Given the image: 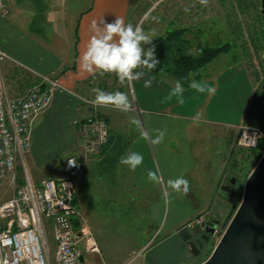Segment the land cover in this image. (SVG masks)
Wrapping results in <instances>:
<instances>
[{
	"label": "rangeland",
	"instance_id": "1",
	"mask_svg": "<svg viewBox=\"0 0 264 264\" xmlns=\"http://www.w3.org/2000/svg\"><path fill=\"white\" fill-rule=\"evenodd\" d=\"M87 3L88 0H81V5L76 2V8L86 6ZM29 5L31 6V2H29ZM71 5L74 6L73 3ZM175 6L176 8L173 9ZM186 7L189 8L187 12L184 11ZM259 7L260 0H208L207 6L201 5L199 0H132L127 23L134 26L141 25L146 33L154 36L153 40L166 34L168 30L186 28L184 36L190 40L188 47L190 51H196L197 47L206 45H224L225 50L202 66L196 76L191 75L192 79L195 76V81H207L208 84L214 87H216V84L219 85L214 95L197 94L192 102L186 101L183 106L178 107L166 104V108L161 109L154 106V109L159 112L155 111V113L149 115L144 113L141 115V112L136 111L137 122L141 129L151 131V124H154L155 129L166 130L165 138L161 143L162 147L160 144V151L156 146H153V150L146 142L149 146L150 159L145 150L139 151L145 161L143 168L145 177H147L149 170L158 171L163 176V183H159L156 193L149 195L154 197V200L152 198L137 200L139 192H132L133 194L129 195V198H133V201L103 199L101 195L98 196L94 191L95 176L92 168L89 167L84 171L78 192L84 226L88 227L97 245L105 250L106 254L108 252L111 259L114 260L115 257L120 258L127 255L124 263L128 261L127 264H149L145 259L146 252L139 254V245L145 234L144 225H155V227L161 229L159 237L166 232L165 230L170 225L181 228L186 227L189 230L190 228L187 227L189 221L195 219L193 217L197 212L202 211L201 209L206 208L208 205L215 204L214 201H211L209 194L215 183L216 175L219 174L218 168L214 169V167L219 159L218 156L223 155L224 141L222 142L219 137H215L213 144L208 143L207 152L209 155H211L210 151L214 147V161L213 164H210V167H207V165L202 167L198 160L202 152L197 151L200 145L192 132L195 128H188L187 123L189 120H179L172 114L181 112L191 115L197 110L195 107L200 105V108H198L199 113L208 107V113L215 118L227 122L237 121L241 117L242 109L241 77L238 73V69L241 68V61L249 70L251 76L250 87H254V95L247 109V114L260 112V108L264 107V13H261ZM23 9L24 11L20 12L25 15L26 8ZM196 11H200L198 17ZM168 21L172 22L168 24ZM14 27L18 28L16 25ZM30 28L39 29L40 26L31 25ZM38 34L44 35L42 33ZM144 47L147 49L151 45H144ZM12 68L13 66L6 62L0 65L8 91L10 93L12 91L20 92L22 88L28 86H25L26 82L21 79L25 74H22L21 71H12ZM94 87H99L108 92L117 90L125 92L132 102L134 94L132 82L130 83L131 91L129 83L128 85L127 83L121 85L115 74H105L103 77L96 76L93 78L87 90L90 99L94 98V94L91 92ZM185 88H188V86ZM135 105H138L137 102ZM244 124L253 125L250 123ZM261 132L264 133L262 130ZM174 134L178 135L181 140V148L172 150L171 145L177 147L172 139ZM166 140L169 142L168 145H166ZM201 143L204 144L205 142ZM142 144V142H138L135 145L140 146ZM201 150H205V145L202 146ZM218 150H220V154H217ZM247 155H250L249 149L241 148L238 165L236 164L234 168L235 172L229 175L223 185V190L230 188L235 192L237 191L233 201L231 200L228 206L226 204V207L218 210L219 214L215 213L203 217L205 220L203 224H206L207 227L203 226V229L197 234H193L187 242L192 254L191 259L176 264H200L211 254L240 203L247 176L258 161L254 162L253 155H250L247 159ZM54 163L57 164V161ZM54 172V169L51 170L50 167L46 166L34 172V177L41 178L45 175H53ZM170 176L173 179L182 176L189 181L190 189L198 184L197 181L199 182V188L205 183L207 192L202 194L203 189H201L198 195L194 193L191 197L188 194L179 193L174 198L171 189H167L169 193L167 199L170 200V203L166 204L164 192L166 182ZM105 183L106 186H109V182L105 181ZM151 183L156 184L155 182ZM6 186L2 185L0 187V198H7L11 195V190ZM143 187L145 186L143 185ZM235 202L237 203L236 206L234 205ZM203 224H192V227L202 226ZM46 239L51 264H54V243L47 228ZM89 256L91 257V263L85 261L86 264H95L97 260L110 264V258L108 260L103 255V259L94 254Z\"/></svg>",
	"mask_w": 264,
	"mask_h": 264
},
{
	"label": "crops",
	"instance_id": "2",
	"mask_svg": "<svg viewBox=\"0 0 264 264\" xmlns=\"http://www.w3.org/2000/svg\"><path fill=\"white\" fill-rule=\"evenodd\" d=\"M27 1L5 0L9 12L4 16L0 14V48L9 56L10 61L7 62L9 65L27 72L31 78H40L41 76L55 77L59 83V87L53 91L49 106L32 121L30 152L25 158L27 170H30V177L36 182L42 178L61 177L63 175L64 158L69 154H74L84 162L83 173L89 167L92 168L95 176L94 191L98 196L101 195V198L133 201V198H129V195H132V192H139L137 200H145L147 198L154 200V197L149 195L156 193L159 183L153 185L145 177L143 171L145 161L135 171H131L127 166L119 164L120 157L130 151L139 153L140 150H145L150 159L149 146L154 150L153 145L148 140L141 138L140 132L143 129L132 123L133 120L137 121L136 111L138 113L141 112V115L143 113L149 115L157 111L154 106H158L161 109H165L166 104L174 105L175 107L183 106L186 101L192 102L195 96L201 93L189 88V84L182 83L184 88L188 86L183 94L184 103H177L175 97L171 101L164 102V98L179 79L172 75L157 74L146 68L137 69V71H142L144 75L136 82H132L136 96L134 94L132 96V110L129 111L130 113H124L111 107H98V114L106 121L108 126V138L100 147L98 153L85 154L76 122L85 120L88 113L92 111V108L84 103L81 98H89L87 95L89 83L91 84V80L99 75L94 76L87 72L82 67L80 57L86 49L90 37L94 34L93 22L99 23L104 19L110 23L116 17H122L127 24L132 0H88L87 5L79 9L76 8V2L81 5V0ZM29 2H31V6ZM24 7L26 8V14L22 15L20 11H24ZM175 8L176 6L173 7V9ZM199 12L196 11L197 17ZM21 16L27 19H23ZM171 22L168 21V24ZM14 25L18 26V28H15ZM31 25L40 26V28L31 29ZM38 33L44 35L41 36ZM238 73L241 77L242 109L241 117L237 121L227 122L226 120L215 118L208 113L207 107L201 112L202 117L198 125L194 126L193 118L198 113L200 105L195 107L197 110L191 115L181 112L172 114L179 120H189L187 123L188 128H195L192 132L200 145L197 151L200 150L202 152L198 158L202 167L206 165L210 167V164H213L214 161V147H212L211 155H209L207 152L208 143L211 142L213 144L215 137H219L222 142L224 141L223 155L218 156L219 159L214 167V169L218 168L219 174L216 175L215 183L209 194L211 201H214L215 204L201 209L202 211H198L193 218L206 217L215 213L219 214L218 210L226 207V204L228 206L231 200L233 201L235 193H237V191L235 192L230 188L223 190V185L229 175L235 172L234 168L239 162L241 148L237 146L236 139L240 126L245 123L247 109L254 95V87H250L251 76L249 70L242 61ZM146 80L152 81L150 87H144ZM27 84L25 83V86ZM215 88L217 90L219 85L216 84ZM23 90L24 88L20 92H16L21 93ZM136 102L137 106L135 105ZM151 126V131L147 129L143 131H147L154 138L157 133L153 127L154 124H151ZM172 139L177 147L171 145L170 148L172 150L181 148V140L178 135L174 134ZM138 142L143 144L140 146L135 145ZM146 142L149 143V146ZM201 142L205 143L202 144ZM168 144L169 142L166 140V145ZM203 145H205V150H201ZM156 147L160 151V144L156 145ZM217 152V154H220V150ZM63 156L64 158L62 159ZM56 161L57 164L54 163ZM46 166L50 167L51 170H55L53 175H45L41 178L34 177V172ZM83 173L77 181V196H75L79 209L81 208L78 192ZM168 179L173 178L170 176ZM105 181L109 182V186H106ZM197 183L189 189V196L192 197L194 193L198 195L201 189H203L202 194L207 192L205 183L200 188L198 181ZM233 187L235 188V186ZM172 194L175 198L176 194L179 193L172 191ZM193 220L191 219L189 222ZM143 227L145 234L139 245V254L145 253L164 237L181 229V227L170 225L165 230L166 232L159 237L162 230L155 227V225H144ZM99 250L100 254L94 255H98L100 259H103L104 256L109 260L108 252L106 254L105 250L100 247ZM89 255L85 254L84 260L91 263ZM126 256L115 257L114 260L110 258L109 263L127 264L128 261L124 263L125 259H127ZM95 264L105 263L97 260Z\"/></svg>",
	"mask_w": 264,
	"mask_h": 264
},
{
	"label": "built area",
	"instance_id": "3",
	"mask_svg": "<svg viewBox=\"0 0 264 264\" xmlns=\"http://www.w3.org/2000/svg\"><path fill=\"white\" fill-rule=\"evenodd\" d=\"M8 12L5 0H0V14ZM9 61L0 48V65ZM27 85L21 93H10L0 69V187L7 185L12 192L9 197L0 198V264H51L46 228L54 243V264H86L85 254H100V250L84 226L75 202L84 162L69 154L63 160L61 177L42 178L38 182L30 177L25 166L32 121L49 106L59 83L55 77L41 76ZM81 100L92 111L85 120L75 122L84 153L92 155L107 141L108 126L98 114V107L88 102L90 98ZM260 139H264V133L258 127L243 124L236 144L251 148ZM70 160L75 163L70 164ZM203 223V217H197L187 227Z\"/></svg>",
	"mask_w": 264,
	"mask_h": 264
},
{
	"label": "clouds",
	"instance_id": "4",
	"mask_svg": "<svg viewBox=\"0 0 264 264\" xmlns=\"http://www.w3.org/2000/svg\"><path fill=\"white\" fill-rule=\"evenodd\" d=\"M201 5L207 6L208 0H199ZM195 6V5H193ZM185 12L189 8L184 9ZM94 34L90 37L86 49L83 51L80 61L82 67L90 74L103 77L105 74H115L121 85L139 80L144 73L137 69L146 68L148 70L155 69L160 61L155 55V45L152 44L153 35L144 31L141 25H133L125 23L122 17H116L112 22H106L104 19L99 23L93 22ZM144 45H152L145 49ZM192 54L191 52L189 53ZM152 81L146 80L144 87H150ZM189 88L198 93H207L209 96L214 95L216 88L207 81H191ZM185 88L180 80H177L170 90L169 94L164 98V102L171 101L176 98L177 103H184ZM94 98L88 101L93 107H111L114 110L127 113L132 110V102L128 95L122 91L108 92L99 87L91 89ZM202 113H197L193 118V125H198ZM133 124L138 122L133 120ZM156 136L153 138L147 131H141V138L148 140L153 146L163 142L166 130L156 129ZM144 157L138 152L130 151L122 155L119 164L127 166L129 170L135 171L143 164ZM70 164L75 162L69 161ZM147 178L151 182L163 183V176L158 171L149 170ZM167 189H171L175 193L187 195L190 189L189 181L185 178L177 177L169 179L165 185L164 195L165 203H170L167 199L169 193Z\"/></svg>",
	"mask_w": 264,
	"mask_h": 264
},
{
	"label": "water",
	"instance_id": "5",
	"mask_svg": "<svg viewBox=\"0 0 264 264\" xmlns=\"http://www.w3.org/2000/svg\"><path fill=\"white\" fill-rule=\"evenodd\" d=\"M259 9L264 13V0ZM191 237L183 229L167 235L146 251V261L176 264L191 259L186 243ZM200 264H264V153L247 176L240 203L221 238Z\"/></svg>",
	"mask_w": 264,
	"mask_h": 264
},
{
	"label": "trees",
	"instance_id": "6",
	"mask_svg": "<svg viewBox=\"0 0 264 264\" xmlns=\"http://www.w3.org/2000/svg\"><path fill=\"white\" fill-rule=\"evenodd\" d=\"M185 31L186 28L171 29L168 30L166 34L160 35L152 41V44L155 45L156 58L160 63L151 71L157 74L172 75L178 78L183 84H189L196 79L195 76L198 70L215 56L222 53L225 47L224 45H206L197 47L196 51H190L188 48L190 40L184 36ZM190 52L192 53L191 55L189 54ZM12 71H21L22 74L24 73L25 75H23L21 79H24L23 81L26 83H30L34 79L31 78L27 72H23V70L18 68L14 67ZM193 74L195 75L194 79L191 78ZM34 80H36V78ZM245 123L253 124L264 131V107L260 108V112L246 114ZM248 149L250 155L254 157V162H256L262 153H264V139H260L255 147ZM250 155L246 156L247 159H249ZM236 202L234 205H237ZM181 229L187 228L184 227Z\"/></svg>",
	"mask_w": 264,
	"mask_h": 264
},
{
	"label": "flooded vegetation",
	"instance_id": "7",
	"mask_svg": "<svg viewBox=\"0 0 264 264\" xmlns=\"http://www.w3.org/2000/svg\"><path fill=\"white\" fill-rule=\"evenodd\" d=\"M230 179H231V178H230ZM203 226H206V227H207L206 224H203L202 226H193V227H191L189 230H188V229H183V231H184L185 233L189 232V233H191V234L193 235L194 232L197 234L201 229H203V228H202ZM189 240H190V239H188V240L186 241V243H187Z\"/></svg>",
	"mask_w": 264,
	"mask_h": 264
}]
</instances>
